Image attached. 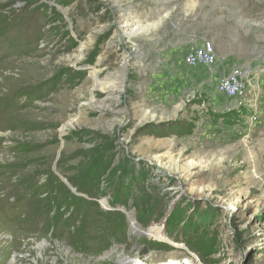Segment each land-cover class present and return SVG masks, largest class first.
Here are the masks:
<instances>
[{"label": "rangeland", "instance_id": "rangeland-1", "mask_svg": "<svg viewBox=\"0 0 264 264\" xmlns=\"http://www.w3.org/2000/svg\"><path fill=\"white\" fill-rule=\"evenodd\" d=\"M131 4L158 25L119 40L108 0H0L13 21L0 37V100L15 93L17 106L0 117V166L20 167L0 174V264H264V0ZM204 41L224 73H245L242 97L180 66L176 51ZM92 69L116 87L107 103L91 93ZM36 87L43 98L20 95ZM91 173L98 195L83 197L102 213L123 208V239L86 254L68 232L51 238L44 216L20 222L34 203L14 205L22 182L58 179L78 194Z\"/></svg>", "mask_w": 264, "mask_h": 264}, {"label": "trees", "instance_id": "trees-1", "mask_svg": "<svg viewBox=\"0 0 264 264\" xmlns=\"http://www.w3.org/2000/svg\"><path fill=\"white\" fill-rule=\"evenodd\" d=\"M9 23H13V21L8 16L0 15V37L9 30L8 26H11ZM16 23L20 25V22L17 21ZM11 28H15V26ZM20 91L17 90L16 92ZM20 95L29 101L44 97L41 87H36L30 92H27V90L21 91ZM15 98L14 93L7 100H0L1 114H10L13 107H17L14 102ZM26 103L23 102L20 105L22 106L20 109L24 108ZM148 127L141 129L140 134H152V132H149ZM1 143L2 139H0ZM34 148L36 147H29L24 143H15L12 150L15 153L26 155L37 150ZM3 170L17 172L20 170V167H17L15 164L5 168L0 166V174ZM96 176L97 173L89 174L88 179L82 186L81 193H78L81 196L73 194L58 179H48L42 187H38L33 182H28L29 180L22 182V186L27 192L18 198L15 206L18 205L19 199L24 201L28 198L29 202L33 201L34 203H32V207L26 216L19 217L20 222L33 225L37 219L44 216L46 227L49 231L51 230V238L59 236L57 233L59 231L61 233L68 232L70 245L75 250L86 254L97 252L99 246L107 248L112 240L118 242L123 239L127 230L124 214L119 211L99 212L98 205L95 202L90 203L91 200L89 198L90 201L83 197L85 194L90 198L98 195L96 189L93 187L94 181L97 180ZM70 186L75 187V184H70ZM140 221L146 223L144 219ZM91 231H95L99 235V240L94 239V235L90 233ZM88 240L96 242V248L86 246ZM152 244L157 245L162 250H170L169 246L162 243Z\"/></svg>", "mask_w": 264, "mask_h": 264}, {"label": "bare ground", "instance_id": "bare-ground-1", "mask_svg": "<svg viewBox=\"0 0 264 264\" xmlns=\"http://www.w3.org/2000/svg\"><path fill=\"white\" fill-rule=\"evenodd\" d=\"M42 1H46V0H42ZM108 1L112 2L115 6L118 7V11L116 12V15H115V20H116L117 30L119 31L117 35L118 37L117 36L116 37L119 38V40L132 39L144 33L149 34L151 31L155 29V27H157L158 25L157 23L151 24V25L142 24V22H140L139 16L134 11V7L132 4L126 7H123L122 3L124 2V0H108ZM146 21L147 20H145L144 23ZM84 49H85V46L81 45L80 51H83ZM238 70L242 74H245L240 69ZM196 73L197 72H193V75ZM254 77H256V75H252L250 80H253L252 78ZM90 78L92 80V87H91L92 95L94 96L95 93L103 94V99L101 103L103 104L107 103L106 101L109 100L117 92L116 87L110 82L109 79H106V77L101 78V70L92 69L90 71ZM135 264H146V263L135 261Z\"/></svg>", "mask_w": 264, "mask_h": 264}, {"label": "built area", "instance_id": "built-area-1", "mask_svg": "<svg viewBox=\"0 0 264 264\" xmlns=\"http://www.w3.org/2000/svg\"><path fill=\"white\" fill-rule=\"evenodd\" d=\"M183 63L189 68H211L215 63V52L212 43L204 41L201 45L192 47L184 55ZM243 75L239 70L231 71L218 81L217 90L228 99L242 97L246 89L245 75L244 77Z\"/></svg>", "mask_w": 264, "mask_h": 264}, {"label": "crops", "instance_id": "crops-1", "mask_svg": "<svg viewBox=\"0 0 264 264\" xmlns=\"http://www.w3.org/2000/svg\"><path fill=\"white\" fill-rule=\"evenodd\" d=\"M202 44V42H200L199 44H196V43H194V44H190V46H188V45H186L183 49H179L178 51H176L177 52V57L179 58V64H180V66L181 67H183V68H188V69H196V68H202V69H207L208 71H210V75H211V77L214 79V80H212V81H214L215 82V84L217 85V83H218V81L222 78V76L224 77V76H226L227 74H229L230 72V70L226 73H224L223 71H224V66L222 65V63H220V64H218V62H217V58H216V51H214L215 52V63H214V65L211 67V68H207V67H196V68H189V67H187V66H185L184 65V63H183V57H184V55L192 48V47H194V46H199V45H201ZM215 50V49H214ZM227 61V60H226ZM228 62V61H227ZM217 87V86H216ZM218 92V91H217ZM218 94L220 95V96H223L225 99H228V98H226L223 94L221 95L219 92H218ZM231 101H234V102H236L237 100H235V99H233V100H231ZM232 104H230V106H231ZM234 106H236L237 104H233ZM233 108V107H232ZM235 108V107H234ZM230 109V108H229Z\"/></svg>", "mask_w": 264, "mask_h": 264}, {"label": "water", "instance_id": "water-1", "mask_svg": "<svg viewBox=\"0 0 264 264\" xmlns=\"http://www.w3.org/2000/svg\"><path fill=\"white\" fill-rule=\"evenodd\" d=\"M69 190H71V186H66ZM75 195H77V196H81L80 194H75ZM106 210H108V209H106ZM121 213H124L123 212V208H120V210H119ZM158 241H160V240H158ZM164 242V241H163Z\"/></svg>", "mask_w": 264, "mask_h": 264}]
</instances>
